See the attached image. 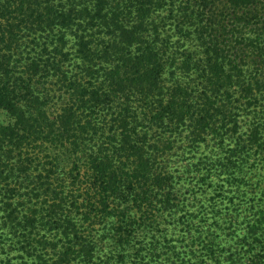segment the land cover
<instances>
[{"label": "trees", "instance_id": "16d2710c", "mask_svg": "<svg viewBox=\"0 0 264 264\" xmlns=\"http://www.w3.org/2000/svg\"><path fill=\"white\" fill-rule=\"evenodd\" d=\"M202 146L232 190L264 189V0H0V264H158L178 212L220 264L234 200L184 209L168 170ZM254 202L241 248L264 264Z\"/></svg>", "mask_w": 264, "mask_h": 264}, {"label": "rangeland", "instance_id": "374dc122", "mask_svg": "<svg viewBox=\"0 0 264 264\" xmlns=\"http://www.w3.org/2000/svg\"><path fill=\"white\" fill-rule=\"evenodd\" d=\"M210 149L211 147L206 148L204 146L193 152H183L182 150L177 149L178 155H174L169 158L168 170L173 174L176 182L174 196L180 202H183L184 209L187 208L190 210L191 208L192 210H197L198 206L201 205H204L206 209H209L215 203L213 199L215 200L216 198L213 197L218 184L223 185L222 192L225 196L234 200V204L236 205L235 207H237L239 212L235 213V211H232L231 213H228L229 211L225 209V207H227L225 202L222 204L220 203V205L217 204L218 210H220L223 216H226L224 217V219H226L225 221L230 222L228 220L232 219L233 222L232 227H229L227 222H223L221 224V228L216 231V234L219 235V239L222 240L220 247L217 248V252L220 254V258H217V262L221 264V257L228 253V255L233 254L234 257L236 256L237 259L240 256L239 261L237 260V263L239 264H251L250 258L252 255H250V253L252 254V252L243 255V250L241 248L242 241L240 238L242 237L243 232L246 233V228L245 224L240 222L244 219L247 224L252 223V200H255L254 203L258 206V208L264 209V197H260V195L264 193V189H262L258 194L255 193L257 191H254V187L252 185V172L250 171L248 173L246 172L245 181L247 182V186L244 185L239 191L236 189L232 190V187L225 182V171L216 170V168L212 166L217 164L215 161L218 154L213 151L210 152ZM181 153H183V155H181ZM203 160H205L206 165L204 168L202 167L199 175L204 174L206 177L202 180L204 184L200 186L198 179L201 177L197 172L192 170V167L196 163ZM250 162H252V156ZM215 166L217 167V165ZM206 168L209 170L211 168V173H206ZM256 179L260 181L261 176H257ZM259 201L261 202L258 203ZM182 214L183 213L181 212H178L177 214L174 213L171 217H163L165 218V221L160 220L159 222L160 226L158 229L162 232V234L158 237V241H160V246L165 245V254L161 255V251L157 254L156 258L158 259V264H177L180 259L189 261V264H199L198 258L192 257V254L196 255L198 251V247L196 245L197 241H195L194 238L197 236L196 234H187L182 230V226L178 224V220ZM236 214L238 215L235 216ZM232 216L233 218H231ZM194 224H197V222ZM210 224V220L206 222V225L209 226ZM231 228H235L234 236H229L230 234H233L231 233V230H233ZM212 230H214V227ZM146 233L147 230H144L143 234L137 237V241L148 240V238H143L146 236ZM246 243H252L251 237H249ZM173 251L176 252L175 255ZM215 263L216 261H212V264ZM207 264L209 263L207 262Z\"/></svg>", "mask_w": 264, "mask_h": 264}]
</instances>
